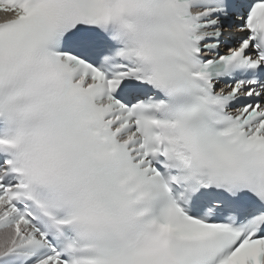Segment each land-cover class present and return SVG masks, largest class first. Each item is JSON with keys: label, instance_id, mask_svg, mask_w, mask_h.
<instances>
[{"label": "snow or ice", "instance_id": "6c2138e0", "mask_svg": "<svg viewBox=\"0 0 264 264\" xmlns=\"http://www.w3.org/2000/svg\"><path fill=\"white\" fill-rule=\"evenodd\" d=\"M0 264H264V0H0Z\"/></svg>", "mask_w": 264, "mask_h": 264}]
</instances>
